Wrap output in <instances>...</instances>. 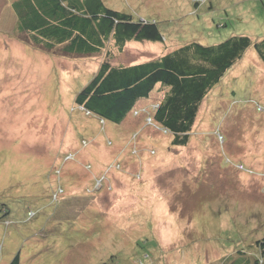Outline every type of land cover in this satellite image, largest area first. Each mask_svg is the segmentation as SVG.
Here are the masks:
<instances>
[{
  "label": "rangeland",
  "instance_id": "374dc122",
  "mask_svg": "<svg viewBox=\"0 0 264 264\" xmlns=\"http://www.w3.org/2000/svg\"><path fill=\"white\" fill-rule=\"evenodd\" d=\"M195 1L104 0L163 38L126 45L114 63L264 37V0ZM11 2L0 0V264L17 253L19 264H264V66L253 48L174 147L143 117L107 131L85 118L73 98L98 61L26 48ZM93 149L109 159L90 161Z\"/></svg>",
  "mask_w": 264,
  "mask_h": 264
},
{
  "label": "trees",
  "instance_id": "16d2710c",
  "mask_svg": "<svg viewBox=\"0 0 264 264\" xmlns=\"http://www.w3.org/2000/svg\"><path fill=\"white\" fill-rule=\"evenodd\" d=\"M11 11L14 34L26 48L53 58L98 61L73 98L85 118L95 119L107 131V124L121 128L127 119L143 117L144 128L148 125L170 135L174 147L187 145L204 100L249 47L264 66V37L252 41L235 35L216 45L189 42L165 47L160 56L141 63H114L126 45L163 43V38L156 22L117 11L104 0H12ZM118 139L114 136V141ZM255 245L264 261V237ZM240 257L237 264L259 263ZM9 264H19V253Z\"/></svg>",
  "mask_w": 264,
  "mask_h": 264
},
{
  "label": "crops",
  "instance_id": "0c3cea01",
  "mask_svg": "<svg viewBox=\"0 0 264 264\" xmlns=\"http://www.w3.org/2000/svg\"><path fill=\"white\" fill-rule=\"evenodd\" d=\"M155 50V49H154ZM162 53H159L158 56H160ZM123 126V125H122ZM123 127L121 128H117L118 130H122ZM113 129V128H111ZM117 129H114L115 131ZM124 134V133H123ZM106 153L107 151L105 152H102V151H99L98 149H93L92 151H90L88 154H87V157L88 159L91 161H95L96 163H100V162H103V161H107L109 159V156H106Z\"/></svg>",
  "mask_w": 264,
  "mask_h": 264
}]
</instances>
